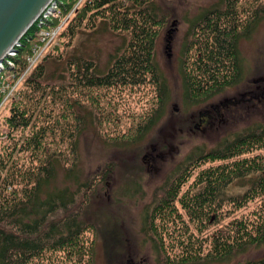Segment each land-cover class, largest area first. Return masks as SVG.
<instances>
[{"label": "rangeland", "instance_id": "obj_1", "mask_svg": "<svg viewBox=\"0 0 264 264\" xmlns=\"http://www.w3.org/2000/svg\"><path fill=\"white\" fill-rule=\"evenodd\" d=\"M150 2L160 9L163 16L153 40V58L168 86L161 120L142 139L126 145L127 137L134 134L137 125H143L157 106V90L152 82L139 87L81 88L74 85L67 89L66 97L69 101H75L74 113L84 120L76 135L75 174L78 181L88 180L93 184L86 196L77 182L64 179L74 155L66 145L61 144L74 137L71 130L76 120L67 112L65 119L68 122H64L60 116L63 103L54 100L55 95L40 96L25 83L22 85L23 79L40 64L45 69L44 77L40 80L42 87L60 88L61 83H71L76 69L73 61L78 58L91 61L98 70L105 71L111 62L110 55L128 42L130 31L115 29L106 19L89 16L88 12L70 34L67 29L73 23H68L84 0H52L53 4L48 6V11L42 17L48 19L50 24L40 26L36 31L37 36L31 41L32 53L20 54V59L27 57L29 61L27 69L16 77L11 69L19 68L18 65L8 60L10 67L4 68L1 63L0 139H6L8 129L5 119L12 102L18 99L17 90L20 89L32 97L28 105L35 110L33 123L36 127L47 120L49 126H60L47 137L49 149H61L70 163L57 166L51 187L60 189L69 186L71 192L79 187L81 192L76 194L75 203L69 206V213L78 214L79 219L88 225L80 241L85 248L83 255L64 251L47 252L31 264H155L153 237L157 241L162 239L170 256L180 252L179 240L185 243L190 239L195 246L204 240L208 248L209 236L216 229L233 218L251 217L263 199L258 197L238 209L226 203L212 221L208 217L201 221L190 215L178 201L174 202L175 209L170 206L165 210L158 209L154 201L156 195L170 185L168 177L186 154L195 147L205 145L208 148L216 144L222 136L243 125L264 121V98L260 101L249 98L251 92L257 93L264 88V19L251 26L248 36L238 37L242 81L225 88L206 103L185 107L181 63L193 55L192 49L197 47V38L203 31V28L191 29V25L200 13L219 0ZM255 6L260 8L261 1L234 0V9L243 22L252 17ZM15 53L13 49L9 55L17 57ZM206 114L209 116L208 122H199L198 117L204 119ZM57 117L61 124L57 123ZM62 129L64 135L61 134ZM255 153L264 151L256 150L249 155ZM21 162L25 166L30 165V161ZM218 163L221 161L207 162L193 168L191 176L183 182L179 195L193 186L199 170ZM60 214L57 212V215Z\"/></svg>", "mask_w": 264, "mask_h": 264}, {"label": "trees", "instance_id": "obj_2", "mask_svg": "<svg viewBox=\"0 0 264 264\" xmlns=\"http://www.w3.org/2000/svg\"><path fill=\"white\" fill-rule=\"evenodd\" d=\"M257 1H261V7L255 6L252 17L244 22L234 9V0H219L193 21L191 29L203 28V31L197 38V47L192 49L193 55L181 63L185 107L206 103L225 88L242 81L237 40L239 36H248L251 26L264 19V0ZM81 6L68 23H73L67 29L70 34L90 12L89 16L106 19L115 29L129 30L130 37L110 55L111 62L105 71L98 70L91 61L78 58L73 61L76 69L71 83H61L60 88L42 87L40 80L45 69L40 64L23 79L22 85L25 83L40 96L55 95L53 99L63 103L60 116L64 122H68L67 112L73 115L76 125L71 135L74 137L61 145H66L74 157L70 163L61 149H49L47 137L60 126H49L47 120L36 127L35 110L28 105L32 97L17 90L18 99L12 102L5 119L8 140L0 139V264H31L47 252L84 254L80 241L88 225L78 214L69 213V206L75 203L79 187H83L82 193L86 196L93 184L88 180L78 181L75 174L76 135L84 120L74 113L75 101L66 97L68 87L125 88L152 82L157 90V106L143 125H137L134 134L127 137L126 145L142 139L164 113L168 86L153 58L154 35L163 19L160 9L150 0H84ZM46 24H50L48 19L37 18L19 39V45L14 46L17 57L8 54L3 59L4 68L10 67L8 60L19 66L11 69L14 76L20 77L27 69L29 61L27 57L20 59V54L32 53L31 41L40 26ZM249 98L260 101L264 98V88L251 92ZM208 119L207 114L204 119L198 117L199 122L206 123ZM57 123L61 124L58 117ZM256 150L264 151V121H253L230 131L208 148L195 147L176 165L168 177L170 185L165 186L160 195L154 194L159 210L168 206L175 209L174 202L178 201L190 215L201 221L207 217L212 221L226 203L238 209L258 197L263 199L251 217L233 218L216 229L209 236L208 248L204 240L196 246L190 239L185 243L179 240L180 252L170 256L162 239L157 241L153 237L155 264H264V153L249 155ZM21 161H30V165L25 166ZM216 161L221 163L199 170L193 186L179 195L193 168ZM60 163H70L64 179L77 182L76 191L71 192L69 186L51 187ZM152 228L156 236L154 226Z\"/></svg>", "mask_w": 264, "mask_h": 264}, {"label": "water", "instance_id": "obj_3", "mask_svg": "<svg viewBox=\"0 0 264 264\" xmlns=\"http://www.w3.org/2000/svg\"><path fill=\"white\" fill-rule=\"evenodd\" d=\"M49 0H0V69L4 57L37 19Z\"/></svg>", "mask_w": 264, "mask_h": 264}, {"label": "bare ground", "instance_id": "obj_4", "mask_svg": "<svg viewBox=\"0 0 264 264\" xmlns=\"http://www.w3.org/2000/svg\"><path fill=\"white\" fill-rule=\"evenodd\" d=\"M51 1L52 0H49V2L46 4V6L44 7V9L39 13V16L37 18H39L40 16L43 17V14L48 10V6L51 5ZM18 44V43H17ZM16 44V45H17ZM14 49V48H13ZM13 49L9 50V53H11L13 51ZM8 55V54H7ZM3 62V61H2Z\"/></svg>", "mask_w": 264, "mask_h": 264}, {"label": "built area", "instance_id": "obj_5", "mask_svg": "<svg viewBox=\"0 0 264 264\" xmlns=\"http://www.w3.org/2000/svg\"><path fill=\"white\" fill-rule=\"evenodd\" d=\"M51 4H53V3H51ZM48 11V10H47Z\"/></svg>", "mask_w": 264, "mask_h": 264}]
</instances>
